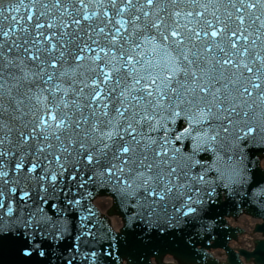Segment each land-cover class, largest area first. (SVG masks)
<instances>
[{
	"label": "snow or ice",
	"instance_id": "snow-or-ice-1",
	"mask_svg": "<svg viewBox=\"0 0 264 264\" xmlns=\"http://www.w3.org/2000/svg\"><path fill=\"white\" fill-rule=\"evenodd\" d=\"M257 138L264 0H0V264H120L102 187L195 264Z\"/></svg>",
	"mask_w": 264,
	"mask_h": 264
},
{
	"label": "water",
	"instance_id": "water-1",
	"mask_svg": "<svg viewBox=\"0 0 264 264\" xmlns=\"http://www.w3.org/2000/svg\"><path fill=\"white\" fill-rule=\"evenodd\" d=\"M264 154V142H261L259 138L253 143H250L245 148V155L249 166L250 174H254L257 178L264 175L258 167V159ZM209 156L211 154H208ZM264 166V158L260 163ZM264 188V180H261L259 184L252 186L251 191L248 192L246 198L237 197L234 199H225L221 196L220 199L214 202L207 210V215L203 217V227L197 226L199 235L195 237V264H227L217 262L208 253V249L215 247H222L225 249L228 255V263L241 264L237 259V255L227 247V242L230 239H234L238 228H232L226 224L225 217H236L241 213H246L251 216L262 218L263 223L256 225L255 230L260 231L264 236V197L260 193V189ZM111 195L113 196V204L107 211L108 215L117 214L122 219V227L119 230L122 249H118L115 254H119L120 250L125 252L124 259L127 264H151L149 262L150 257H154L156 264H162L161 258L165 254H171L177 260L175 250L179 249L180 241L179 236L182 234L177 232L176 235H168L166 238L162 233L155 232V230L149 231L147 229L141 230L142 225L124 228V222L127 218V209L121 204L119 199L112 193L110 188H98L94 190V196L96 195ZM108 200L97 199L95 204L99 206L101 212H104V208L101 203H105L108 206ZM170 210V209H169ZM112 222L115 223V216L110 217ZM103 226H109L108 219L102 215ZM248 216L240 215L234 219H228L231 224L247 222L249 228L256 222ZM119 222V220H118ZM248 230V229H247ZM247 239L245 234L239 239ZM255 249L252 252L239 250V253L243 254L246 260L251 259L254 264H264V239L254 240ZM219 257L222 256V252H216ZM121 260V262H122ZM120 262V264H121ZM178 264L180 262L177 260Z\"/></svg>",
	"mask_w": 264,
	"mask_h": 264
}]
</instances>
